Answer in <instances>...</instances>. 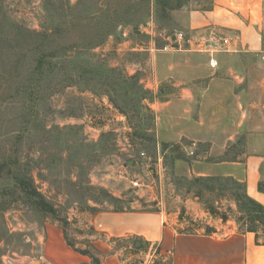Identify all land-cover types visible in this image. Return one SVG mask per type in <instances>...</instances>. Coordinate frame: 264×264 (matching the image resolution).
<instances>
[{"label": "rangeland", "instance_id": "374dc122", "mask_svg": "<svg viewBox=\"0 0 264 264\" xmlns=\"http://www.w3.org/2000/svg\"><path fill=\"white\" fill-rule=\"evenodd\" d=\"M213 4L0 0V264H171L158 245L107 242L91 226L92 216L130 211L152 195L146 211L180 207L191 216L190 201L215 210L223 223L230 210L241 212L237 185L189 176L206 145L183 141L157 149L156 118L146 103L153 96L141 84L169 55L168 38L186 34L187 15ZM142 152L151 164L162 161L161 180L147 191L131 185L152 176L143 170L146 160L133 164ZM20 182L55 214L43 212ZM190 216L193 228L185 232L210 220Z\"/></svg>", "mask_w": 264, "mask_h": 264}, {"label": "crops", "instance_id": "0c3cea01", "mask_svg": "<svg viewBox=\"0 0 264 264\" xmlns=\"http://www.w3.org/2000/svg\"><path fill=\"white\" fill-rule=\"evenodd\" d=\"M183 28L193 41L162 56L141 81L153 96L146 103L156 118L157 149L183 141L206 145L189 176L232 179L264 206V0H214L209 11L190 12ZM148 202L98 212L91 226L107 242L158 245L171 264H264V234L242 233L234 212L223 223L187 201L193 215L210 218L192 233L185 232L193 228L189 213L146 211Z\"/></svg>", "mask_w": 264, "mask_h": 264}, {"label": "trees", "instance_id": "16d2710c", "mask_svg": "<svg viewBox=\"0 0 264 264\" xmlns=\"http://www.w3.org/2000/svg\"><path fill=\"white\" fill-rule=\"evenodd\" d=\"M202 180L205 181H215V180H226L234 183L240 188L241 195L238 196L237 201L240 207V213L238 215H233V218L236 220V222L239 225V229L242 233H254L257 235V237H260V234H264V206L260 205L256 201L250 199L245 191V188L243 185L239 184L238 182L232 180V179H220V178H204ZM197 182H199L197 180ZM21 187L24 188V193L32 197L34 199L38 200V205L40 206V209L43 212H49L52 214H55L53 211V208L50 207L46 201L43 199V197L35 190L32 189L30 184H27L26 182H20ZM260 191L264 192V184H261L259 186ZM118 211V210H117ZM120 212V211H119ZM231 214L232 211L230 210ZM211 215L214 217H217V212L213 209L210 210ZM229 218V216H228ZM211 229H207V233H211ZM264 237V235H263ZM264 245V242H263ZM72 247V246H71ZM83 255H88L87 253H81Z\"/></svg>", "mask_w": 264, "mask_h": 264}, {"label": "built area", "instance_id": "2783aa9c", "mask_svg": "<svg viewBox=\"0 0 264 264\" xmlns=\"http://www.w3.org/2000/svg\"><path fill=\"white\" fill-rule=\"evenodd\" d=\"M192 41H193L192 37H188L187 34L178 33L175 36H171L168 38L169 45L164 48V51L167 52V51H171V50H181L186 45H189ZM227 44H228V41H226V40L223 41V45H227ZM210 66L212 68H216L217 62L214 60H211ZM145 160L147 162V165H145V166H146L148 172L150 174H152V176H153V174H155L156 180H154L152 176H150V178H148L149 180H147L146 182L142 178H137L131 182V185L135 190L147 191L151 187H155V185L157 184V179L161 180V169H162L161 168V164H162L161 159L158 160L157 164H155V165L151 164V163H149L150 160L147 158L146 154L144 152H142L139 154L137 161L133 160V164L139 165V161H145ZM142 166H144V165L142 164Z\"/></svg>", "mask_w": 264, "mask_h": 264}, {"label": "bare ground", "instance_id": "6f19581e", "mask_svg": "<svg viewBox=\"0 0 264 264\" xmlns=\"http://www.w3.org/2000/svg\"><path fill=\"white\" fill-rule=\"evenodd\" d=\"M54 239H55L56 244L62 245V241H61L60 235L58 236V235L55 234L54 235ZM68 260L69 261H75L76 259L72 255H69Z\"/></svg>", "mask_w": 264, "mask_h": 264}]
</instances>
